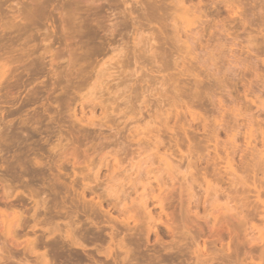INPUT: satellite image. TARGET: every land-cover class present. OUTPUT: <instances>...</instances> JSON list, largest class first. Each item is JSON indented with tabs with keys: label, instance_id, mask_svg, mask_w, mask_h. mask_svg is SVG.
Listing matches in <instances>:
<instances>
[{
	"label": "rangeland",
	"instance_id": "1",
	"mask_svg": "<svg viewBox=\"0 0 264 264\" xmlns=\"http://www.w3.org/2000/svg\"><path fill=\"white\" fill-rule=\"evenodd\" d=\"M120 1L121 0H0V66L2 64H6L7 65V68H6L7 71L6 72H8V74L4 78L0 79L1 80L0 81V177L2 179L5 177H7V178L9 177L8 179L11 180V182H10L11 188L13 189V186H15V188L17 187V189H14L13 191L12 190L11 191L14 194H16L18 197H19V195H21L20 198L22 197V199L29 201V199H28L29 189L27 190V188H29V187H27L26 189L21 188V187H23L22 185H25V182L27 184V181H25L24 178H26V177H24V175L22 174V168L20 169V165L16 161L17 157H19L17 155L20 154V157H21L24 153H26V154L28 153L29 154V155H27V156H29L28 158L32 159L41 153L40 158L46 159V160L44 159L45 160L44 162L50 161V158H51V162L53 163V161H54L53 158L57 157L55 151L52 152V150H51L52 147H54L53 149L57 150L56 151L57 154H59L58 151L62 152L61 150H63L64 154L65 153L69 154L71 152L72 153L77 152L80 155L83 154V157L85 155H88V154L91 155L92 154L94 156L98 155L97 157H99V159H100L104 155L103 153H106V152L108 153V152H110V150H112L111 148L113 146H115V143H114L115 141H117L116 143H118L119 140H120V142H123L125 139L124 136H126L125 134H128L127 129L126 130L123 129L125 125L119 126V123L121 122V120L119 119V116H117L116 119H114L112 117L111 118L112 121L110 119L111 122L109 124L114 128V130H111L109 127H104V128L90 127L87 123H85L86 120L88 121V119L90 117H92V113H91V111L89 112V110H92L93 106L97 105L96 109L94 110V112L96 111V114H95L96 117L97 116L99 117L101 115L102 110L99 106V101L98 102L97 101L92 102V101L86 99V100H84V102L82 101L83 102L82 103L80 101L81 100L80 97L82 95H85V94H83V92L80 94L79 90L81 88L83 90L91 82H93V80H95V77L97 76L98 71L96 72V70H94V69H96V67L101 68V64L103 63V61L107 60V62H108L114 58V60H112L111 63L113 62L115 64V62L117 60V58H115V57H117L118 52H115L116 53L115 54L114 51H112L113 48L117 47L118 45H121V43H123V42H127V44L126 43L125 44H126V46L127 45L129 46V49L127 50L128 56L133 54L131 51L133 50V47H134V44H133L134 34H135L137 28L141 24L143 27L146 26L145 24H143L144 20L149 22L151 25L149 26V24L146 22V24H148L147 27L149 26V29H147L145 31V33H144L145 35H143V37L144 36H146V37L150 36L151 37L152 35L150 32L156 31L155 34H157L159 32L157 35L154 34V37H153V38H156V40H155L156 43L159 42V44H160L162 40L167 41L168 40L167 38L169 37V33H171L172 30L170 28L169 29L167 28V30H169V31H167V30H166L167 32L163 31L164 26H165V25H163V23H165L166 20L169 17H171L170 15H172L175 10L172 7H170L171 9H167V4H168V6L174 7V5L171 3V0H168V2H167V0L166 1L165 0H150L152 3L156 2V5H155L156 7L162 6L161 8L163 9V10H161L160 8H158L161 11L158 14V17L157 16L155 17V15H157L156 12H158L157 8L153 4H151L150 2H147L149 0H145V1L139 0L140 2H142L144 4L137 1L139 3H137L138 5H136L133 2L129 1L130 4L131 3H133V4L131 6H129L130 5L129 4L128 6L130 8L132 7L131 11L133 9V13L135 12V14H131L130 10L126 11V9H129V8H128V6H127V8H126V6H124L125 4L123 3V0L121 2ZM163 1L167 2L166 5L164 4L165 6L161 5L163 3ZM241 1L243 2L244 0H241ZM241 1L237 7L238 12L236 13V15L233 16L232 12L230 13V11H228L224 6L219 4L218 0H195V2H193V5L196 4V6L198 8H200V10L202 11L203 14L200 12L202 15V18H201L202 21L198 20L191 27L187 28L188 33H190L189 35L190 36L192 35L194 37V39H193V37L191 36V38H192L191 43H192V41L196 42V43H194L196 45L197 42L200 40V43L197 44L196 49L193 52L195 54L198 53L197 55L200 56L199 58H201V59L205 58L203 56L206 55V58L203 60H206L209 56L212 55L213 57H215V59L213 61H211V63L213 65L216 64L217 65L216 67H218V68L221 65L222 66H221V68H219L220 70H218L219 71L218 72L216 70L217 68H215V65L213 66L211 63L207 67L206 66L204 67L203 63L199 64L197 61L193 60V58H195V56H197L194 53H192L194 56L192 55L191 57H188V58H190L189 60L191 62H193L192 65L195 67V69H194V71H196L195 73L197 74V72H199L198 75L201 77L199 79V81L204 80L203 82L200 81V83L202 82L201 85H203V86H201L199 88L198 92H200V91L202 93L204 92L205 94L203 96H205V97L207 96L208 98L207 97L205 98L206 102L203 101V102H200V104L196 103L199 105H201L203 103V105H201L200 108H204V109H199V105H197V107H196L197 109L194 108V110L196 109L195 112L197 111L198 112L197 114H199V116H200L199 120L192 122V126L194 127V129H193V127L192 128L186 127L188 129V131L190 132L189 134L193 135V140L195 138V134H197L196 137L200 135V137H197V139L195 138V140H194V142H195V144H197V146L194 144L193 140H191L190 135H188V136L190 137L191 142L188 139V137L184 136V133L182 131L181 132L183 134V137H181L182 135H180L181 132L179 131V133L177 132L176 137H178V141L180 140L179 145H180V148H182L181 150L184 153L186 152L185 155L187 156L188 146L192 145V148H193V144H194L195 145L194 148H195V147H198V145H199L197 143V141L198 142L199 141L205 142L204 135L205 136L208 135V132L207 133L204 132V129H201V128H203L204 123L211 124L214 121V118L217 116V113L219 112V111L217 112V110H216L217 113H215L216 107L219 108V106H217L216 104H214V106L212 105L213 107L211 106V104H213V102H211L210 98L212 96L209 97V94H211V95L216 94V95H214V96H216V98H215L216 102H219V100H221L222 96H224V99L227 98V99H225L226 101L222 99L224 102H226L224 104L226 106V108H225L224 113H222L221 117L219 116V118H218V121L220 122V124L222 126L224 125L223 127H226L225 125H227L228 122H230V124L232 122H234L233 119L236 120V117L233 115V113L231 111H229V113H228L227 109H229V110L235 109V111H237V110L239 111V109H240V111H239L240 115L242 113V115H241L242 117L241 116L238 117L239 123L242 124V125L240 124L241 127L239 130V136L237 135L238 138L236 137L234 139L235 141L232 143V146H231V144H229L232 141L230 142V140L227 137L228 135L226 136V134H227V133H225L226 130L225 131L221 130L224 133L219 131L218 139H217V141L214 140L213 141L214 143L213 142L210 144L207 143V139L205 142L207 145L205 143L200 142L201 144H203V145L200 144L201 146L205 145L203 149H206V146H208V144L211 145L210 146L211 149L205 150V152L207 154H208L207 151H209V156H207V157H209L208 158L209 162L212 161V160H210V157L212 159V156L213 157L215 156V152H214L215 150L213 148L216 144L215 142H219V147H220L219 153L221 156H222L221 152H223L225 154H226V151L230 150V152H231L233 148L231 149L230 147H237L238 150L242 149L241 152L238 151L239 155L238 154L236 155V157H235L236 159L234 161L235 164L232 165V167H231V165H228L225 161H223V162L221 160L218 161L222 171L223 170L225 171V176L220 179L221 180L220 183L215 180L216 177L213 174L214 171H212V173L210 172L211 170L214 169V167L212 166L213 162H211L212 164L210 163L211 166L209 165L211 168L213 167V169H211L210 167H207V165L209 164L208 161H207V163H206V161L201 162V165H200V163H198L199 165L196 166V169H195V167H194V169H192V174H191L190 170L187 169V163L188 162L183 163V161L185 160L184 158H183V160H181V157L184 154L182 155V153H180L179 148H174L177 150L176 151L174 150L175 156L172 158H173V161L177 160V161H175V162H177V164L180 165V163H181V165H182V163H183V165L182 166L180 165L181 168L176 169V170H175V165H174V164H176L175 162L173 163L174 169L171 170L168 167L165 168L164 164H160L158 162V159H157L158 157H157L156 158L157 161H155L156 163L153 165L149 162H148V164H143V163L139 164L138 159H136V162H134L135 164L129 165L128 162H126V164H123L124 166H121L119 168V170L117 169L116 172H113V174H111L112 171H110L104 165H100L98 163L99 161H97V158L94 157V160L96 159L95 160L96 162L93 161L94 166L91 164L94 171L93 170H92L93 172L92 171L91 172L90 171H84L88 174L91 173L92 178L91 177H87V178L92 179V181H94V183L91 181L92 187H91L90 183L87 184V185L90 184L89 187L91 189H87L86 194L84 195L85 199L84 198L81 199L83 196H81L80 193L83 191V189L86 185L81 180H78V182L77 181L72 182V180H70L69 178L67 179L66 177L62 176L63 179L61 177L60 181L58 180V183L60 182L59 186L56 183V185L58 187L56 186L57 191H55V192H57V193H55V192L50 193V191L48 189H46L49 186V184L50 185L53 184V182L48 183V180H47V177H48L47 175L50 174L49 173L50 172L49 171L50 166L46 162L45 168L43 167V169H45V171H46V172L43 171L44 176L42 177V175H37V176H40L38 178H36L35 176H33V177L30 176V179H32L31 183L34 185L35 189L39 188V191H42V193L46 192V190H47L46 194L47 193L49 194L48 198L50 200H52L51 201L52 205H54V202L58 203V209H57V211L56 210L55 211L59 214V217H63V215L62 216L60 215L61 213L64 214L63 211L60 209L61 204H62V206H64V204H66L68 201V198L65 199V197L70 196L69 200L70 199L73 200L75 197L74 194L76 193V195H78L77 197L80 198L79 199L76 197V200H78L79 202L82 200L79 203L78 201H76L74 199L77 203H79V205L81 204L80 206L77 204L78 207H81V211L78 210L80 212V213L78 212L79 215L81 214V216H78V219L81 222H86L85 217H86V215H89V217L95 219L96 221H98L102 225L101 228L104 227L103 228L104 231L102 229L100 230L97 228L95 230V231H98V233H100V231H103L104 233L103 232H101V233L104 234V237H103V235H101V236L97 235L98 233H94L93 230H92L93 233L91 231H90L91 233L90 232L89 233L86 232L87 234H85V232H83V233L87 236L89 234L94 235V236L91 235L92 237L89 235L90 237L88 236V238H94L95 236L96 237L100 236V237H98V240L101 238H103V240H107V238L109 236H107V234L105 235V232L108 234L111 232L110 231L111 229L107 225L108 224L107 223L108 217H109V219H111V218L116 219V218H118V217L120 218L122 216L120 213H117L118 211L115 208H113L114 207L113 205L115 204V202H114L115 200L113 201L112 198H114V197L117 198L118 195L121 196L123 194L124 189H127L125 187L130 186V187H128V189L132 190L133 187L131 188V185L135 184L134 180L136 181V179H138L140 177V175H142L143 178L140 177L141 178L140 181L136 184H147L146 182H148V183L152 182L153 184H155V183L157 184V180H161L162 184H167L166 186L168 188H166L164 186H163V188L164 189L166 188L168 191L166 193H164L165 191H164V189H162V192L164 191L163 197L165 198V201L163 203L164 212L162 214V220L160 222L162 224H164V223L165 224L162 225L159 222L158 225H157V223L155 225L153 223V225L156 226L155 229L157 230V231L155 230L156 232L154 231V233L150 232L148 229H147L148 232L146 231V229L143 232V228H146V225L143 224L146 222L142 221V216L144 217V213L143 214L141 213L142 216H141V214H137V213H140V212L136 213V210L138 211L137 206H134L132 201H130V202L127 201V204L130 205V206H128V208L129 207L136 208V210L132 209L133 211H135L133 213L130 212L131 209H129L130 214L128 213L129 215L127 214L126 218L130 219L129 222H131V224L129 225V227L130 226L133 227V228H131L132 236L130 238H132V239L134 238V240H135L134 241L131 239L132 241H134L133 243L135 245L132 244L131 241H128L127 244L129 245L128 248H129L130 252H132L133 250L136 251V253H137L136 255H138L137 263L139 260H141L139 258H142V261H145V258H146V261H147V259L149 260V258H151V259L156 258L157 261L156 260H149V261H154L155 264H156V262L158 264V261H160L159 260V258H160L161 259L160 262H162V263L159 262V264H199L203 260H199V262H198V260H196V259H198V257H199V259H202L201 256H203V254H204L203 258H205V260H207L206 262L203 261L205 264H214L213 263L214 260H211V258L214 257L212 259H215V258L217 259V257H216L217 255L219 257L220 256L222 257V259L221 258L218 259L220 261L223 260L222 264H234V263L238 264L241 262L242 258H243L242 262L245 261L244 264L245 263L246 264H248V263L249 264H264V257H263L264 253H262L264 251V240L262 241L261 244H260L259 240H258V242L256 241V243L253 241V237L257 238V239L264 238V220L261 219L257 215V213H255L256 207H254L256 204L258 205V207H261L259 201L257 200V195H258L257 190L262 189L261 191L264 194V191H263L264 186H262L264 184V182H261L262 184H260L259 181H263V179H261V180L257 181V184L253 183L254 180H252L253 179L252 178V172L246 171V169L243 168L244 166L242 167V164H244L243 163L244 161H242L241 156H240V154L241 155L249 154V149L255 145V142H261L262 137H264V133L262 135V130L264 132V119H263L264 118V111H263V109H264V90H263L264 89V86H263L264 85V82H263L264 81V74H263L264 73V70H263L264 69V50L262 49L264 47V44H263L264 43V26H263L264 25V0H253V2H251L252 0H250V1L247 0L248 3L252 5L251 6L252 10L250 8V5L249 4L247 5V3H246L247 1L243 2L245 6L242 5L243 3H241ZM39 2L41 4H39ZM160 2H162V3L160 4ZM147 3H148V5H147ZM197 3L199 5H197ZM214 3H215V5H214ZM149 5H152V6L149 7ZM158 5H161V6H158ZM189 5H190V3L188 4V6ZM143 7H146V8H144L145 11H143ZM152 7H154L155 10L154 9L152 10ZM164 8H166L168 11L169 10H171V11L165 12V13H168L169 15L168 16L165 15L162 17L161 15L165 14V13L164 14L162 13L165 10ZM249 9H250V12L248 11ZM146 10L148 12H150L152 10L150 13H153V14L156 11L154 14L155 18L153 20L154 21L156 20L159 23L161 21V23L159 24L156 21L153 22V20L149 21L150 18H146V17H149L146 14L147 13ZM172 10H173V12H172ZM124 13H126V14H124ZM141 13H143L144 15L142 14V16L140 17ZM150 15H152V14H150ZM204 15H206L205 16L206 18L204 17ZM135 18L138 20V22H141V24L138 23V26L135 25V23L137 22V20L134 21ZM162 20H164L163 23H162ZM151 22H153L154 24ZM199 22H200V24H199ZM155 23H157V24H155ZM168 23L169 24L167 26L171 27L169 25H171L172 23L171 24H170V22H168ZM203 23L204 24L206 23V24L204 25ZM152 24L155 25V27H153ZM151 27L155 30L148 32V30L152 29ZM158 27L159 28L163 27V28L160 30V29H158ZM221 29H222V31H221ZM170 30H171V32H170ZM195 30L200 35V39H199V35L197 33L195 34V32H193ZM160 32H164L165 35L168 34V37H167V35L165 36L162 34V37H164V36L166 37V39H165V37L163 39L160 35L161 34ZM200 32H202V33H200ZM217 33H219V34H217ZM226 34H227V36H226ZM195 35L196 36L198 35V41H196L197 39L195 40V37H196ZM158 37L160 38L159 41L157 40V39H159ZM204 37H206V38H204ZM223 41H225V42H223ZM254 41H256V42H254ZM253 42L255 44L254 49L252 46ZM125 44L123 43L122 46L123 45L125 46ZM161 44H163V43H161ZM164 44H166V43H164ZM168 44H169V42H168ZM261 44H262V46H261ZM207 45H209V46H207ZM212 46H213V48H212ZM221 46H223V47H221ZM225 46H227V47H225ZM206 48H207V50L204 51ZM223 48H224V50H223ZM225 48L226 49L229 48L231 50H229V49L226 50ZM210 49H212V50H210ZM236 50H238V51H236ZM129 52H130V54H129ZM205 52L207 54H204ZM216 54H217V56H216ZM105 55L108 57H106ZM183 55L187 56L185 53H183ZM207 55H209V56H207ZM226 56H227V58H226ZM130 57L133 58V55ZM238 57H241V58H238ZM110 58H111V60H110ZM132 58H131V60H132ZM188 58H187V62H189ZM232 59L238 60V62L236 63ZM129 60H130V58H129ZM215 60H217L216 63H214ZM107 62H105V63H107ZM194 62H197V63H194ZM226 62H229V63L227 64ZM234 62L236 63V65ZM96 63L98 66L96 65ZM132 63H133V60H132ZM132 63L129 65L132 66ZM241 63H242V66L239 65ZM256 63H258V64H256ZM107 64L109 65V62ZM112 64L109 67H111L112 70H114L115 69L114 67L116 65H114V64L112 65ZM243 64H245V65L243 66ZM252 64H253V66H252ZM259 64H260V66H259ZM6 65H4V66H6ZM108 65L106 67H108ZM231 65H232V68H231ZM248 65L250 68L246 69V67ZM206 68L208 71H206ZM116 69L114 71V73L116 72L115 75L114 74L112 75L113 77L110 75L111 76V78H110V76H108L109 74H106L109 78L108 77L106 78V76L102 78V80L103 79L105 80V78H106L105 83L103 82L104 80L103 81L101 80L103 84H106V82H107V83H110L108 85H111L110 81H112V86H114L115 83L119 82V80H115V77L120 75L121 73L119 72L120 70H118V69L116 70ZM129 69L130 68L127 67V69H125V70L127 72L129 71L132 73V71H130L131 69L130 70ZM134 69H135V67L132 68V70H134ZM176 69H177V71H176ZM257 69H259V70H257ZM172 70L173 71H170L169 73H165V74L168 75L172 72L170 75H173L174 79L176 78L177 74H179V77L181 78V79L179 78V80L182 82H180L178 80H176V82L178 84H179V82L182 84L183 80L186 81L187 83H183V84H185L184 85L185 89L187 88L188 91L187 90L186 91L188 93H192V90H190V89L192 88L193 84H190V82L188 81L189 78L184 77L182 74L180 76L181 70L179 68H175V69L172 68ZM200 70L202 72H200ZM178 71L180 73H178ZM211 71H212V74L210 75ZM110 72L113 73L112 71H110ZM127 72H126V76L128 77V79H130L129 75H131V74L129 72L128 73ZM216 72H218V76H217ZM253 72H255V74ZM213 73L216 74V75L214 74V77L212 76ZM240 74H241V76H240ZM140 75L141 74H139V76ZM215 76L219 78V81L217 80L218 78H216ZM259 76H260V78H259ZM123 77L124 76L122 75L121 78H123ZM186 78H187V80H185ZM177 79H178V76H177ZM241 79H243V80H241ZM191 80L195 81V79H191ZM220 80H222V81L224 80L223 83ZM101 81H99V84ZM205 81H206L207 88L212 87L211 88L212 91H210L211 89L209 88L210 92H208V89L205 88V86H206L204 84ZM215 81L220 82L221 85L218 86V82H215ZM132 82H131V84H134V82L133 83ZM181 84H179V85H181ZM183 84H182V86H183ZM259 84L260 85L263 84L262 85L263 87H261ZM253 85H254V87H253ZM220 86H222V87H220ZM226 86H227V89H226ZM159 87H160V85L157 88H159ZM214 87H216V88H214ZM99 88H101V89H99ZM97 89H99V91H101L103 88L99 87V85H97L95 92L98 93ZM201 89H203V90H201ZM219 89L221 90L220 92H219ZM255 89L260 90V91L258 92ZM222 90H224V91H222ZM255 92H256V94H255ZM106 93L107 92L104 93L105 98L108 97V94H106ZM220 93H222L223 95ZM218 97L219 98L221 97V98L219 99ZM206 99H208V100H206ZM216 99H218V100H216ZM204 102H205V104L206 103L207 104L205 105ZM232 103H234V104H232ZM87 104H88V107L91 105L90 108L87 107L88 109L85 107V106H87ZM196 104H194V106ZM202 106H204V107H202ZM205 106H207V107H205ZM207 108L208 109L213 108V109L208 110ZM205 109L207 110V112L208 111H211V112H208L209 114L207 112L205 113L204 112ZM201 110H203V111L201 112ZM259 111H260V113H259ZM237 113L238 112H236V114ZM89 114H91V115H89ZM210 115H211V118L208 119V117H210ZM205 116H207V117H205ZM232 116H234L235 118ZM101 117H103V116H101ZM223 117L224 118L227 117L226 118L227 120H225V122L223 121ZM220 118H222V119H220ZM211 119H213L212 122H210ZM228 119H230V121H228ZM130 127H132V125ZM130 127H128V128H130ZM196 128H198V130ZM191 131L194 132L195 134L191 133ZM185 137H186V140L182 139ZM122 138H123V140H122ZM228 140H229V142H228ZM220 141H222L223 143ZM111 145H113V146H111ZM173 145H174V143H173ZM228 145H230V146H228ZM55 146L59 147V148L55 149ZM108 146L109 147L111 146V147L109 149H107ZM105 147H107V148H105ZM210 147H208V148H210ZM194 148H193L194 154L196 153V154L200 155V154L205 153V152L202 153L204 151L203 149H201V150L199 149L200 150L199 151L198 148H196L197 150H195ZM226 148H228V149H226ZM239 148H241V149H239ZM185 149H186V151H185ZM50 150L56 156L50 155V154H52L50 152ZM65 150H67V151L65 152ZM244 150H246V151H244ZM162 152L166 153L165 151H162ZM245 152H247V153H245ZM206 153H205V155H207ZM26 154H25V156L24 155L23 156L27 157ZM166 154L169 155L170 153L167 152ZM60 155H62V153H60ZM248 156L249 155H247V157ZM15 157H16V160L14 159ZM222 157H225V155H223ZM203 163H204V165H203ZM177 164H176V166H177L176 168L179 167V165H177ZM30 165H32L33 168H34V166H35V168H38L35 164L31 163V164L27 165L28 169H31V168H29ZM68 165L69 164H64V166L63 165L62 166L64 168L65 167L68 168L69 167ZM27 166H25V167H27ZM53 166H54V164H53ZM85 166L86 165H83V167H85ZM130 166H133V167L135 166V169H132V167H130ZM54 167H56V166H54ZM54 167H53V169L55 170ZM142 167H143V169H142ZM206 167H207V169L205 170ZM167 168L169 171L165 170ZM197 168L200 171H197ZM202 168H204V170ZM231 168L232 169L237 168V170L239 169V174H238L239 177H245V179L249 180L250 183L248 185H243V184L242 185L241 184L240 185L239 184L234 185V184L230 183L231 180L234 179L233 178V171ZM71 169H73L72 165H70V167L66 170H68V172H69V170L71 171ZM86 169H88V167ZM120 169L121 170L129 169L130 174L132 172L131 176L134 178L133 180H131L132 183L129 182V179L131 176L128 177L127 176L128 173L125 171L123 173H120L121 172ZM155 169H157V171L162 170V173H160V175L161 174L162 175L161 176L157 175L158 176L157 177L154 174H150V175H147L148 177H146L145 174L148 171L155 170ZM82 170H84V169H82ZM174 170L175 171L178 170L179 174H178V172H176V174H175ZM201 171H203V172H201ZM81 172L84 173L83 171H81ZM118 172L120 175L118 174ZM165 172H166V174H165ZM169 172H170V174L172 172V174L170 175ZM17 173H21L22 175L20 176V174H18L16 176ZM45 173H47V174H45ZM56 173H57V169H56ZM93 173H94V175H97L99 177V178H97V181H95L96 180L95 177H97V176H93ZM200 173H202L203 175ZM54 174H55V172H54ZM121 174H124L127 176V177L125 176L127 179L125 177H123L126 179V181H125L126 185L124 184L125 186L121 185L123 183L124 179H123V181H121L122 178H120V179L118 178V175L120 177ZM130 174H128V175H130ZM4 175H8V176H4ZM91 175H88V176H91ZM112 175H114V176H112ZM144 175H145L146 179L148 178L146 181H145ZM249 175H251V176H249ZM162 176L165 178V180L163 179ZM171 176L174 180L172 178H170ZM109 177H110V182H112L111 185L109 184L110 183ZM113 177H114V179H113ZM155 177H157L158 179H156ZM204 177H206V178H204ZM21 178H23V179L21 180ZM51 179H54L53 175H52ZM111 179L114 180V183H113V181H111ZM170 179H172L173 181ZM205 179H207L210 182V184H207V182H206L207 180H205ZM56 180H57V178H56ZM56 180L54 181V183L56 182ZM194 180H197L196 183H193L195 185V189L189 190V188L193 187L192 182ZM19 181L21 183V184L19 183L20 185L17 184ZM89 181L90 180H88V182ZM105 181H106V183H105ZM165 181H166V183H165ZM73 183L76 184L75 190L79 194L75 191H72L70 188L68 189L69 191L65 188L66 185L69 187L70 184H73ZM0 184H2V183H0ZM61 184H63V186L65 185L63 190H62ZM113 184H117L118 191H114L115 193L112 192L113 193L112 195L116 194L112 197V196L107 195L106 193L108 191L107 189L112 190L111 186H113ZM189 184H191V187L189 186ZM33 185L30 184V186H33ZM43 185H45V186L43 187ZM82 185L84 187H82ZM78 186H80V187H78ZM108 186H110L111 188ZM183 186H185V188H183ZM210 186L213 187L214 189H216V188L217 189L211 191ZM258 186H259V188L257 189ZM25 187H26V185H25ZM115 187L116 186H113V188H115ZM138 187H139V194L138 195H140L143 191L142 185H140ZM207 187L209 188L208 194H206ZM79 188H81V190ZM42 189H44V190H42ZM2 190H4L3 185H0V199L3 198L2 197L3 196ZM25 190L27 192H24ZM65 190H66L67 196L64 194ZM104 190H107V191H104ZM113 190H116V188ZM191 190L195 191L194 192L195 194L193 192H190ZM255 190H256L257 194L254 193ZM14 191L15 192L17 191V192L15 193ZM62 191H64V192H62ZM70 191H72L74 194L71 193V195H68V193ZM103 191H104L105 195H103ZM129 192L131 193V191H129ZM209 192H211L210 193L211 195L209 194ZM26 193H27V196L24 197L26 195ZM93 193H95V194H93ZM188 193H189V195H188ZM72 194L74 195V197L72 196ZM131 195H132L131 200L134 199L135 196L136 197L138 196L136 194L134 195L133 193H131ZM43 196L41 194V197H43ZM188 196H190L192 198H190ZM194 196H196V197H194ZM255 197H256V199H255ZM263 199H264V196H263ZM64 200L66 201V203H64L65 202ZM190 200L192 201L191 204H189ZM72 202L74 203V201H72ZM76 202H75V204H76ZM112 202H113V204H111ZM59 203H61V204H59ZM73 203H72V205H73ZM90 203L94 204L92 206H96L98 208V209L97 208L94 209L95 207L93 208L94 211H96V212H94V213H96L95 216L91 210L89 211V209L92 208V206H90L91 208L88 207ZM98 203H99V205H98ZM197 203H198V205H197ZM243 205L248 206V207H246V206L245 207L248 210L250 209L251 211H253L255 214L253 212L249 211V213L251 212L250 216H249L248 215L249 213H247L248 210L245 207L243 208L242 207ZM152 206H153V209H152V207L150 208L152 211H154V212L156 211V212H158V214L161 213L160 210H162V207L154 206V204H152ZM164 206H166V207H164ZM228 207L232 208L234 211L228 212L229 211V210H227ZM235 207L239 208L240 211H241L240 208H242L243 210L241 212H243V213L245 212V213L242 215L239 214L241 212H238L239 210L236 209ZM4 209H5L4 206L0 204V210L5 211ZM244 209H245V211H244ZM12 211H14V213L18 214V210H12ZM55 211L52 210L51 212L55 213ZM59 211H61V212H59ZM87 211H89L90 214H88ZM51 212L47 213L49 215V217L54 216V218L57 219L58 215L57 216H56V214L51 215ZM6 213L9 215L14 214L11 211H6ZM41 213H43V212H41ZM119 214H120V216H119ZM232 214H235L236 216L232 215ZM251 214L256 215V217L255 216H254L255 218L252 217ZM41 215L43 216L44 214H41ZM82 215L85 217H83ZM154 215H157V213H154ZM243 215H246V216L248 215L249 217L245 216L246 217L245 218ZM112 216H114V217H112ZM183 216H184V219L187 220V222L185 220V222L183 223V219H182ZM59 217H58V219H59ZM80 217H83V220H81L82 218H80ZM122 217H124V216H122ZM258 217H259V219H258ZM98 218H100V220ZM217 218L220 219L221 221L224 220L223 224H221L222 222L220 220H217L218 222L215 221ZM222 218H223V220H222ZM243 218H244V221H243ZM248 218H252V219H250V221H249ZM62 219L60 218V220H62ZM102 219H103V221H102ZM143 219L144 220L147 219L146 215ZM171 219H173L174 221L177 220V222H178V220H180V222L178 224L175 221V224H173L174 221H172ZM238 220H240V222L242 221L241 222L242 224ZM252 220H254V221L252 222ZM62 221H64V219ZM163 221H165V222H163ZM166 221H167V223L171 222L172 224L171 223H169V224L173 227L172 228L169 227V229H168V227H167L168 224H166ZM219 221L221 223H219ZM225 221H227V222H225ZM181 222L184 224V226L185 225L186 226L183 227V225H181ZM243 222L246 224H243ZM87 223L88 222H86V224ZM185 223H187V224H185ZM215 223H217L216 224L217 226H215ZM239 223L241 225L240 227L235 226V225H238ZM82 226H84V225H82ZM86 226H88V225H86ZM91 227L92 226H90V224H89L88 227H83V228H85L83 230H86V228H88V230H90L89 228H91ZM129 227H128V230L130 231ZM147 227H148V224H147ZM213 227L219 229V230H217L218 233H220L219 235H217L218 233L216 234V232H213L216 230ZM93 228L94 227H92V229ZM132 229L134 230V232ZM128 230L126 228L125 231L127 232ZM47 231H48L47 228L38 229L37 234L39 233L38 234L39 236L40 235L48 236ZM140 231H142V232L140 233ZM145 231L147 233L150 232L151 235L150 234L146 235L147 233ZM126 232H123V233L126 234ZM221 233H222V235H221ZM58 234L59 233L55 234V236L58 237L57 236ZM131 234L129 232L128 234L125 235L126 241L129 240V236ZM127 235H129V236H127ZM59 236H60V234H59ZM183 236H186L185 241H186V239H188L186 242L189 244V246L191 244L190 248H192L194 250L197 247V250L195 249L196 254H193L195 250L193 251V253L190 252L191 254L190 253L188 254L189 250L187 248L185 250V246L183 245L184 242H181L177 246V244H178L177 242L183 240L182 239ZM30 237L34 238V236H30ZM119 237L121 238L124 236H122V234H121ZM198 237L200 238L201 242L198 240ZM191 238H194V239L192 240ZM215 239L217 241H214ZM103 240L102 241L100 240V241L104 242L103 245L105 246L104 248H106V249L103 248L102 243H101L102 248H99L100 243L97 242V243H99V246H97L98 249H102L103 251H105V250L107 251L110 248H114V245H112L110 243L111 241H109L110 239L108 240L109 242L108 241L105 242ZM191 240H192V242H191ZM196 240H198L199 243H201L202 245L199 243H198L199 245L194 244V243H197ZM221 240H222V242H221ZM88 241L90 242L91 240H88ZM194 241H196V242H194ZM249 241H250V245L248 243ZM91 242L89 244V248L97 249L96 245H98V244H96V241H94L93 243H91ZM88 243L86 244L84 242L83 245H88ZM109 243L111 244V246H109ZM204 243H206V244H204ZM254 243H255V247L251 249V247L254 246ZM257 243H259V247L263 248V250L258 248ZM203 244L205 247L203 246ZM195 245H196V247H195ZM200 245L202 248L204 247V249H205L203 252H201V253H203L202 255H199L200 252L198 251V250H200V248H199ZM89 248H88V251L91 253L93 251V249L89 250ZM132 248H134V249L131 250ZM169 248H172V249H169ZM202 248H201V250H202ZM42 249H41L42 253L43 252L47 253L46 252L47 249H44V248H42ZM166 249L167 250L169 249V250L167 251ZM192 249H191V251H192ZM251 250H253V251H251ZM140 251L142 252V254H144L143 256H141L142 254L140 255V253H141ZM197 251L199 253L198 255H197ZM254 251H256V252H254ZM93 252L95 253L96 251H93ZM251 252H253V255ZM39 253H40V250H39ZM248 253H249V255H247ZM5 254L7 255L8 253L6 252ZM134 254L135 253H133L132 255H134ZM261 254H263V255H261ZM194 255H195V257H194ZM234 255L236 256V258ZM158 256H159V258H157ZM223 256H224V259H223ZM238 256L241 258H239ZM132 257H131V259H133ZM134 257H136V256H134ZM230 257L232 259L231 263H230V259H229ZM245 257H246V259H245ZM254 257H255V259H254ZM237 258H239L238 260H240V261H237L238 263L235 262L237 260ZM134 259H136V258H134ZM216 259H215V261H216ZM103 261H105V260H103ZM149 261H147L149 264L150 263L154 264V262H149ZM57 262L55 264H60L59 263L60 260ZM134 262L136 263V260ZM203 262H201V263H203ZM86 263H87V261H86ZM107 263H110V261H107ZM135 263H132V264H135ZM139 263L141 264L144 262L139 261ZM11 264H16V263H11ZM89 264H90V262H89ZM216 264H220V263L217 262ZM241 264H243V263H241Z\"/></svg>",
	"mask_w": 264,
	"mask_h": 264
},
{
	"label": "bare ground",
	"instance_id": "2",
	"mask_svg": "<svg viewBox=\"0 0 264 264\" xmlns=\"http://www.w3.org/2000/svg\"><path fill=\"white\" fill-rule=\"evenodd\" d=\"M122 1V0H121ZM120 1V2H121ZM129 1H131V2H133L134 4H136V5H138L137 3H139L140 1L139 0H123V3L125 4L124 6H126V8H127V6L130 4V2ZM137 1H139V2H137ZM143 1V0H142ZM145 1V0H144ZM166 1V0H165ZM240 1L241 0H218V2H219V4H221L222 6H224L228 11H230V13L232 12V14H233V16L234 15H236V13L238 12L237 10H238V5L240 4ZM244 1H247V0H244ZM243 1V2H244ZM250 1V0H249ZM147 2H150L151 4H153L154 6L156 5V2H154V3H152L150 0L149 1H147ZM167 2H168V0H167ZM167 2H164L163 1V3L162 2H160V4L161 5H166V3ZM193 2H195V0L193 1V0H171V3L174 5V7L173 6H168V4H167V9H171L170 7H172V8H174V13L172 14V15H170L171 17H169L167 20H166V22L165 23H163V21L164 20H162V23H163V25H165L164 26V29H163V31H165V32H167V31H169V30H167V28L169 29H171L172 30V32H171V30H170V32L171 33H169V37H168V34H166L167 35V41L169 42V44H168V42L166 41V40H162L161 41V43H166V44H159V42L158 43H156V38H153L154 37V34L156 33V31L154 32V31H152V30H155V29H153L152 27V29L151 30H148V32H150V31H152V32H150L151 33V37L149 38V37H146V36H144L143 37V35H145L144 33H145V31L147 30V29H149V26L151 25L149 22H147V21H145L144 20V23L143 24H145L146 26L145 27H143L142 26V24H141V22H138V20L135 18L134 19V21L135 20H137V24L135 23V25H137L138 26V23L139 24H141L138 28H137V30H136V32H135V34H134V39H133V44H134V47H133V50L131 51L133 54V58L132 57H130V56H132V55H129L128 56V52H127V50L129 49V46L127 45L126 46V44H127V42H123L124 44H125V46L123 45L122 46V44L123 43H121V45H118L117 47H115V48H113V50L112 51H114V53L115 52H118L117 53V57H115V58H117V60H116V62H115V64L114 65H116L114 68L116 69H118V70H120L119 72L121 73L120 75H118V76H116L115 77V80H119V82L118 83H115L114 84V86H112V81H110L111 82V85H108V84H110V83H107L106 82V84H103L102 83V81L104 80H102V78L103 77H105L106 76V78L108 77V76H112L113 74L115 75V73H114V71H115V69L114 70H112V68L111 67H109L112 63H111V61L112 60H114V58L111 60V58H110V60L111 61H108L109 62V65L107 64L108 62H107V60L106 61H103V63L101 64V68H97L96 67V69H94V70H96V72L98 71V74H97V76L95 77V80H93V82H91L87 87H85L83 90H82V88L79 90L80 91V94L83 92V94H85V95H82L80 98H81V102L83 101L84 102V100H90V101H92V102H95V101H99V106H100V108H101V110H102V112H101V115L97 118L96 117V111L94 112V110L96 109V107H97V105L96 106H93V109L92 110H89V112L91 111V113H92V117H90L89 119H88V121L86 120V122L85 123H87L90 127H100V128H104V127H109L111 130H114V128L109 124L111 121H112V117L114 118V119H116V117L117 116H119V119L121 120V122L119 123V126L120 125H125L124 126V130H126L127 129V131H128V134H125L126 136H124V141L123 142H120V140H119V142L118 143H116L117 141H115L114 143H115V146H113V145H111V146H113L111 149L112 150H110V152H106V153H103L104 155L99 159V157H97V156H94V155H85L84 157H83V154H79V153H77V152H71V153H65L64 154V152H63V150H61L62 152H60V151H58V153L59 154H57V150H54L53 148L54 147H52V152L53 151H55V153H56V155H57V157H52L53 159H54V161H53V163L51 162V158H50V161H46L47 162V164H49V175H47L48 177H47V180H48V183H51V182H53V184H49V186L46 188V189H48L49 191H50V193H53V192H55V191H57L56 189H57V187L59 186V183H58V180L60 181V178L63 176V177H66L67 179L69 178L70 180H72V182H78V180H81L84 184H86L85 185V187L82 185V187H84V189H83V191L80 193V195L81 196H83L81 199H83L84 198V195L86 194V190L87 189H91L89 186H90V184H91V181H92V179H90V178H87V177H91L92 178V175H91V171L93 170V168H92V165H93V161H95L94 160V157L95 158H97V161H99L98 163L100 164V165H104L105 167H107L110 171H112V173L111 174H113V172H116L117 171V169L119 170V168L121 167V166H124L123 164H126V162H128V164L129 165H133V164H135L134 162H136V159H138V163L139 164H148V162L149 163H151L152 165L153 164H155L156 162L155 161H157V159H158V162L160 163V164H164V166H165V168L166 167H168V168H170L171 170H173L174 169V165H175V170L176 169H180L181 167H180V165H181V163H180V165L179 164H177V162H175V161H177V160H175V161H173V158L172 157H174L175 156V151L177 150V149H174V148H179L180 149V153H182V157H181V160H183V158L186 160H184L183 161V163H185V162H188L187 163V169L188 170H190V173L192 174V169H194V167H195V169H196V166H198L199 164L198 163H200V165H201V162H203V161H206V163H207V161H208V165H207V167H210L211 165H210V163L211 162H213V164H212V166L214 167V169H213V167L211 168V169H213V170H211L210 172L212 173V171H214L213 172V174H214V176L216 177V181H218L219 183H220V179L221 178H223L224 176H225V171L223 170L222 171V169L220 168V164H219V162L218 161H225L228 165H231V167H232V165H234L235 163H234V161H235V157H236V155L238 154L239 155V153H238V151H242V149L241 148H239V149H241V150H238L237 149V147H230L231 149H232V151L230 152V150L229 151H226V154L225 153H223V152H221L222 153V156L223 155H225V157H222L221 155H220V153H219V142H215L216 144H215V146L213 147L214 148V152H215V156L213 157L212 156V159H211V157H210V160H212L211 162H209V160H208V158L209 157H207V156H209V151H207L208 152V154L205 152V150L207 149H211V145H209L210 143H212L214 140L215 141H217V139H218V136H219V131H221V130H226V132L225 133H227L226 134V136L228 137V139L230 140V142L231 143H229V144H231V146H232V143L235 141L234 139L237 137V135L239 136V130H240V127H241V123H239V118L238 117H240L241 115H242V113H241V115H240V113H239V111H240V109H239V111L237 110V111H235V109L234 110H229V109H227L228 110V113H229V111H231L232 113H233V115L236 117V120L235 119H233L234 120V122H232L231 124H230V122H228V126L227 125H225L226 127H223L221 124H220V122L218 121V118H219V116L221 117V115H222V113H224V111H225V108H226V106L224 105L226 102H224L223 100H225V99H227V98H225L224 99V96H222L223 94L222 93H220V94H222L221 96H222V98H221V100H219V102H216L215 101V98H216V96H214V95H216V94H209V97L210 96H212L210 99H211V102H213V104H211V106L213 105L214 106V104H216L217 106H219V108L218 107H216V109H215V113H217L218 111V113H217V116L214 118V121H213V119H211V121L210 122H212L211 124H208V123H204L203 124V128H201V129H204V132H208V135H204V137H205V142H206V139H207V143H209L208 144V146H206V149H203L204 148V146H201V145H203V144H201V143H205V142H201V141H197V143L200 145H198V147H195L194 148V146L196 145L197 146V144H195V142H194V140H195V138L197 139V137H200V135L199 136H197L196 137V135L197 134H195L194 132H192L191 131V133H193V134H195V138H194V140H193V135H191V134H189L190 132L188 131V129L186 128V127H188V128H192L193 126H192V122H195V121H197V120H199V114H197L198 112L196 111L195 112V110L197 109L196 107H197V105H199L200 104V102H203V101H205V98L207 97H205V96H203L205 93L203 92H198V90H199V88L201 87V86H203V85H201L202 84V82L204 81V80H200V81H202L201 83H200V81H199V79L201 78L199 75H198V73L199 72H197V74L195 73L196 71H194V69H195V67L192 65L193 64V62H191L189 59L190 58H188V57H191L193 54L192 53H194L193 51L196 49V46H197V44L198 43H200V40L198 41V33L196 32V30L195 31H193V32H195V34L197 33L198 35L195 37V40L196 41H198L197 42V44L195 45L194 43H196V42H193L192 41V43H191V40H192V38H191V36L189 35L190 33H188V30H187V28L188 27H191L193 24H195L198 20H200V21H202V15H201V13H202V11L200 10V8H198L197 6H196V4L195 5H193ZM242 1H241V3H243ZM251 2H253V0L251 1ZM122 3V4H123ZM133 3H131L129 6H131ZM140 3H142V2H140ZM190 3V5L188 6V4ZM192 3V4H191ZM205 3V2H204ZM247 3V5L249 4L248 3V1L246 2ZM39 4H41L40 2H39ZM142 4H144V3H142ZM141 4V5H142ZM212 4V3H211ZM120 5V4H119ZM147 5H148V3H147ZM161 5H158V6H161ZM164 5V6H165ZM170 5V4H169ZM197 5H199L198 3H197ZM214 5H215V3H214ZM243 6H245L244 5V3L242 4ZM250 5V8H251V4H249ZM128 6V8L129 9H126V11L127 10H130V13L131 14H135V12L133 13V9H132V11H131V8ZM152 5H149V7H151ZM241 6V5H240ZM142 7V6H141ZM148 7V6H147ZM156 7V6H155ZM162 7V6H161ZM161 7H156L157 8V11L158 12H156V14L157 15H155V17L157 16L158 17V14L160 13V11L161 10H163ZM169 7V8H168ZM213 7V6H212ZM216 7V6H215ZM144 8H146V7H143V11H145L144 10ZM158 8H160L161 10H159ZM207 8V7H206ZM240 8V7H239ZM154 9V7H152V10ZM165 10H164V12H162L163 14L165 13V12H170L171 10H167L166 8H164ZM208 9V8H207ZM151 10V11H152ZM155 10V9H154ZM167 10V11H166ZM251 10H252V8H251ZM150 11V10H149ZM150 11V12H151ZM249 12H250V9L248 10ZM146 14L149 16V17H146V18H150V20L149 21H152L155 17H154V14H155V12H154V14L153 13H150V12H148L147 10H146ZM172 12H173V10H172ZM201 12V13H200ZM205 12V11H204ZM216 12V11H215ZM214 12V13H215ZM144 13V12H143ZM143 13H141L140 14V17L142 16V14ZM152 14V15H150V14ZM206 13V12H205ZM245 13V12H244ZM124 14H126V13H124ZM203 14V13H202ZM231 14V15H232ZM240 14V13H239ZM247 14V13H246ZM33 15V14H32ZM144 15V14H143ZM165 15H169L168 13H165L164 15H161L162 17L163 16H165ZM215 15V14H214ZM206 15H204V17H205ZM208 16V15H207ZM213 16V15H212ZM160 17V16H159ZM203 17V18H204ZM215 17V16H214ZM145 18V17H144ZM206 18V17H205ZM217 18V17H216ZM208 20V19H207ZM246 20V19H245ZM156 21V20H155ZM154 20H153V22H155ZM170 22V24L171 25H169V26H171V27H168L167 25L169 24L168 22ZM243 21V20H242ZM248 21V20H247ZM146 22L149 24V26L147 27V25L148 24H146ZM153 22H151V23H153ZM157 23H159L158 21H156ZM204 22V21H203ZM246 22V21H245ZM157 23H155V24H157ZM160 23H161V21H160ZM159 23V24H160ZM220 23V22H219ZM248 23V22H247ZM154 24V23H153ZM152 24V25H153ZM199 24H200V22H199ZM204 24V23H203ZM206 24V23H205ZM204 24V25H205ZM186 25V26H185ZM245 25V24H244ZM212 26V25H211ZM224 26V25H223ZM264 26V25H263ZM136 27V26H135ZM153 27H155V25H153ZM202 27V26H201ZM146 28V29H145ZM163 28V27H162ZM162 28H159L158 27V29H162ZM220 28V27H219ZM136 29V28H135ZM167 30V31H166ZM214 30V29H213ZM216 30V29H215ZM198 31V30H197ZM201 31V30H200ZM217 31V30H216ZM221 31H222V29H221ZM134 33V32H133ZM132 33V34H133ZM159 33V32H158ZM157 33V34H158ZM161 34V37H162V34L163 35H165L164 34V32H160ZM200 33H202V32H200ZM216 33V32H215ZM226 33V32H225ZM157 34H155V35H157ZM193 34V33H192ZM204 34V33H203ZM202 34V35H203ZM217 34H219V33H217ZM165 35V36H166ZM223 35V34H222ZM164 36V37H165ZM218 36V35H217ZM226 36H227V34H226ZM157 37V36H156ZM164 37H162L163 39H164ZM193 37V36H192ZM221 37V36H220ZM131 38V37H130ZM159 38V37H158ZM161 38V39H162ZM203 38V37H202ZM201 38V39H202ZM204 38H206V37H204ZM222 38V37H221ZM165 39H166V37H165ZM193 39H194V37H193ZM199 39H200V35H199ZM231 39V38H230ZM131 40V39H130ZM158 41L160 40V38L159 39H157ZM204 40V39H203ZM227 40V39H226ZM234 40V39H233ZM132 41V40H131ZM165 41V42H164ZM251 41V40H250ZM203 42V41H202ZM223 42H225V41H223ZM254 42H256V41H254ZM254 42L252 43V46H253V49L255 48V44H254ZM130 43V42H129ZM210 43V42H209ZM131 44V43H130ZM258 44V43H257ZM264 44V43H263ZM204 45V44H203ZM206 45V44H205ZM222 45V44H221ZM225 45V44H224ZM223 45V46H224ZM235 45V44H234ZM207 46H209V45H207ZM223 46H221V47H223ZM258 46V45H257ZM261 46H262V44H261ZM260 46V47H261ZM225 47H227V46H225ZM204 48V47H203ZM212 48H213V46H212ZM220 48V47H219ZM226 49V48H225ZM227 49H229V48H227ZM226 49V50H227ZM252 49V50H253ZM263 50H264V47L262 48ZM207 50V48L204 50V51H206ZM210 50H212V49H210ZM214 50V49H213ZM223 50H224V48H223ZM229 50H231V49H229ZM243 50V49H242ZM262 50V51H263ZM201 51V50H200ZM236 51H238V50H236ZM211 52V51H210ZM214 52V51H213ZM243 52V51H242ZM183 53H185L187 56H184L183 55ZM218 53V52H217ZM222 53V52H221ZM226 53V52H225ZM238 53V52H237ZM116 54V53H115ZM129 54H130V52H129ZM195 54V53H194ZM198 54V53H197ZM197 54H195V55H197ZM204 54H207L206 52L204 53ZM108 55V54H107ZM214 55V54H213ZM226 55V54H225ZM106 56V55H105ZM194 56V55H193ZM207 56H209V55H207ZM212 56V55H211ZM211 56H209L206 60H203V59H205L206 58V55L205 56H203V57H205V58H203V59H201V58H199L200 56H195V58H193V60H195V61H197L199 64H201V63H203V65H204V67L206 66H208L210 63H211V61H213L214 59H215V57H211ZM216 56H217V54H216ZM228 56V55H227ZM227 56H226V58H227ZM250 56V55H249ZM106 57H108V56H106ZM202 57V56H201ZM223 57V56H222ZM237 57V56H236ZM129 58H130V60H129ZM131 58H132V60H133V63H132V60H131ZM187 58H188V60H189V62H187ZM238 58H241V57H238ZM219 59V58H218ZM229 59V58H228ZM203 60V61H202ZM226 60V59H225ZM233 60V59H232ZM244 60V59H243ZM247 60V59H246ZM131 61V62H130ZM216 61L217 60H215V62L214 63H216ZM229 61V60H228ZM233 61H235L236 63L238 62V60H233ZM105 62H107V63H105ZM197 62H194V63H197ZM224 62V61H223ZM230 62V61H229ZM229 62H226L227 64L229 63ZM234 62V63H235ZM241 62V61H240ZM132 63V66L131 65H129V64H131ZM233 63V62H232ZM236 63H235V65H236ZM112 64V65H113ZM198 64V65H199ZM212 64V63H211ZM256 64H258V63H256ZM4 65H6V64H2L1 66H0V79H2V78H4L7 74H8V72H6L7 70H6V68H7V65L6 66H4ZM96 65H97V63H96ZM108 65V67H106ZM134 65V66H133ZM213 65V64H212ZM215 65V68H217L216 70L218 71V70H220L219 68H221V66L218 68V67H216L217 65L216 64H214ZM213 65V66H214ZM219 65V64H218ZM226 65V64H225ZM238 65V64H237ZM239 65H241L242 66V63L241 64H239ZM245 64H243V66H244ZM255 65V64H254ZM98 66V65H97ZM224 66V65H223ZM252 66H253V64H252ZM259 66H260V64H259ZM127 67H129L130 69V71H132V73L131 72H129L131 75H129V77H130V79H128V77L126 76V70L125 69H127ZM134 68L135 67V69L134 70H132V68ZM229 67V66H228ZM238 67V66H237ZM172 68H179L180 70V72L178 71V73H180V76H181V74L184 76V77H187V78H191V79H195V81L194 80H189L188 79V81L190 82V84H193V86H192V88L190 89V90H192V93H188L187 91V88L185 89V84H183V83H187L186 81H184L183 79V86H182V84L180 83V82H182V81H180L179 80V74H177V76H178V79H177V76H176V78L174 79L173 78V75H170V74H165V73H169L170 71H173L172 70ZM203 68V67H202ZM231 68H232V65H231ZM239 68V67H238ZM244 68V67H243ZM247 68H250L249 67V65L246 67V69ZM259 68V67H258ZM116 69V70H117ZM201 69V68H200ZM229 69V68H228ZM199 70V69H198ZM233 70V69H232ZM245 70V69H244ZM251 70V69H250ZM249 70V71H250ZM257 70H259V69H257ZM264 70V69H263ZM110 71H112L113 73H111ZM176 71H177V69H176ZM206 71H208L207 70V68H206ZM210 71V70H209ZM229 71V70H228ZM236 71V70H235ZM242 71V70H241ZM253 71V70H252ZM127 72V73H128ZM164 72V73H163ZM200 72H202L201 70H200ZM219 72V71H218ZM218 72H216V74H217V76H218ZM237 72V71H236ZM261 72V71H260ZM174 73V72H173ZM209 73V72H208ZM222 73V72H221ZM220 73V74H221ZM254 74H255V72H253ZM106 74H109L108 76L106 75ZM139 74H141L140 76H139ZM176 74V73H175ZM201 74V73H200ZM203 74V73H202ZM212 74V71H211V73H210V75ZM214 74L215 73H213V77H214ZM215 74V75H216ZM232 74V73H231ZM264 74V73H263ZM124 76L123 78H121V76ZM207 75V74H206ZM224 75V74H223ZM111 76H110V78H111ZM182 76V77H183ZM240 76H241V74H240ZM248 76V75H247ZM246 76V77H247ZM256 76V75H255ZM113 77V76H112ZM183 77V78H184ZM210 77V76H209ZM216 77V76H215ZM227 77V76H226ZM106 78H105V80L103 81L104 83H105V81H106ZM109 78V77H108ZM134 78V79H133ZM136 78V79H135ZM187 78L185 79V80H187ZM206 78V77H205ZM216 78H218V77H216ZM244 78V77H243ZM259 78H260V76H259ZM133 79V80H132ZM181 79V78H180ZM213 79V78H212ZM215 79V78H214ZM227 79V78H226ZM92 80V79H91ZM102 80V81H101ZM136 82H135V81ZM176 80H178V81H180L179 82V84H181V85H179L177 82H176ZM207 80V79H206ZM218 81H219V78L217 79ZM240 80V79H239ZM241 80H243V79H241ZM1 81V80H0ZM99 81H101L100 82V84H99ZM134 82V84H131V82ZM211 81V80H210ZM213 81V80H212ZM218 81H215V82H218ZM222 83H223V81L222 80H220ZM238 81V80H237ZM245 81V80H244ZM249 81V80H248ZM253 81V80H252ZM132 82V83H133ZM192 82V83H191ZM194 82V83H193ZM208 82V81H207ZM251 82V81H250ZM264 82V81H263ZM212 83V82H211ZM210 83V84H211ZM220 82H218V86L219 85H221V83L219 84ZM254 83V82H253ZM252 83V84H253ZM257 83V82H256ZM261 83V82H260ZM189 84V83H188ZM187 84V85H188ZM204 84L206 85V81L204 82ZM97 85H99V87H102L103 89L101 90V91H99V89H101V88H99V89H97L98 90V93L97 92H95V90H96V87H97ZM104 85V86H103ZM160 85V87L159 88H157L158 86ZM209 85V84H208ZM248 85V84H247ZM246 85V86H247ZM260 85V84H259ZM258 85V86H259ZM263 85V84H262ZM262 85H260L261 87H263ZM213 86V85H212ZM216 86V85H215ZM209 87V86H208ZM220 87H222V86H220ZM253 87H254V85H253ZM203 88V87H202ZM205 88H207V85L205 86ZM204 88V89H205ZM210 88V87H209ZM209 88H207L208 89V92H210V91H212V87L210 88L211 90L209 91ZM214 88H216V87H214ZM249 88V87H248ZM223 89V88H222ZM226 89H227V86H226ZM254 89V88H253ZM261 89V88H260ZM104 90V91H103ZM187 90V91H186ZM201 90H203V89H201ZM255 90H257V89H255ZM264 90V89H263ZM78 91V92H79ZM86 91V92H85ZM221 90L219 89V92H220ZM222 91H224V90H222ZM258 92L260 91V90H257ZM105 92H107L106 94H108V97L107 98H105ZM219 94V95H220ZM252 94V93H251ZM255 94H256V92H255ZM226 97V96H225ZM208 98V97H207ZM219 98V97H218ZM219 98V99H220ZM223 99V100H222ZM206 100H208V99H206ZM216 100H218V99H216ZM226 101V100H225ZM230 101V100H229ZM233 101V100H232ZM82 102V103H83ZM206 102V101H205ZM205 102H204V104H205ZM228 102V101H227ZM196 103H199V104H196ZM210 103V102H209ZM230 103V102H229ZM237 103V102H236ZM89 104V103H88ZM88 104H87V106H85L86 108L88 107ZM94 104V103H93ZM92 104V105H93ZM98 104V103H97ZM194 104H196L195 106H194ZM207 104V103H206ZM205 104V105H206ZM232 104H234V103H232ZM201 105H203V103L201 104ZM201 105H199V109H204V108H200L201 107ZM228 105V104H227ZM261 105V104H260ZM209 106V105H208ZM212 106V107H213ZM84 107V108H85ZM91 107V105L88 107V108H90ZM202 107H204V106H202ZM205 107H207V106H205ZM210 107V106H209ZM234 107V106H233ZM87 108V109H88ZM194 108H196L195 110H194ZM83 109V108H82ZM208 109V108H207ZM210 109V108H209ZM208 109V110H209ZM211 109H213V108H211ZM210 109V110H211ZM260 109V108H259ZM86 110V109H85ZM84 110V111H85ZM216 110H217V112H216ZM100 111V110H99ZM200 111V110H199ZM203 110H201V112H202ZM262 111V110H261ZM263 111H264V109H263ZM98 112V111H97ZM200 112V113H201ZM205 113L207 112V110L205 109V111H204ZM208 112H211V111H208ZM207 112V113H208ZM227 112V111H226ZM236 112H238L237 114H236ZM214 113V112H213ZM212 113V114H213ZM259 113H260V111H259ZM209 114V113H208ZM89 115H91V114H89ZM114 115V116H113ZM205 115V114H204ZM203 115V116H204ZM215 115V114H214ZM101 116H103V117H101ZM234 116H232V117H234ZM258 116V115H257ZM205 117H207V116H205ZM213 117V116H212ZM234 117V118H235ZM242 117V116H241ZM259 117V116H258ZM261 117V116H260ZM209 118H211V115H210V117H208V119ZM227 117H223V121L225 122V120H227L226 119ZM110 119H111V121H110ZM202 119V118H201ZM220 119H222V118H220ZM219 119V120H220ZM260 119V118H259ZM264 119V118H263ZM207 120V119H206ZM228 121H230V119H228ZM252 121V120H251ZM209 122V121H208ZM132 125V127H130L131 125ZM173 124V125H172ZM226 124V123H225ZM241 124V125H240ZM259 124V123H258ZM263 124V123H262ZM128 127H130V128H128ZM118 128V127H117ZM193 129H194V127H193ZM197 130H198V128H196ZM262 130V129H261ZM179 131L181 132H183L184 133V136H186V137H188V139L190 140V137L188 136V135H190L191 136V140H193V142H194V144H193V148L195 149V150H197L196 148H198V150L200 149H203L202 151V153H206L207 155H205V153L204 154H200V155H198V154H194V152H193V148H192V145L191 146H188V149H187V156L185 155V153L181 150L182 148H180V145H179V141H178V137H176L177 136V132L179 133ZM203 131V130H202ZM182 132L180 133V135H182L181 137H183V134H182ZM221 132H223V131H221ZM224 133V132H223ZM263 130H262V135H263ZM120 134V133H119ZM203 135V134H202ZM186 137L185 138H182V139H185L186 140ZM220 138V137H219ZM238 138V137H237ZM122 140H123V138H122ZM191 140H190V142H191ZM229 140H228V142H229ZM187 142V141H186ZM185 142V143H186ZM201 142V143H200ZM220 142H222V141H220ZM173 143H174V145H173ZM214 143V142H213ZM223 143V142H222ZM192 144V143H191ZM206 144V143H205ZM221 144V143H220ZM235 144V143H234ZM207 145V144H206ZM223 145V144H222ZM59 146V145H58ZM110 146V147H111ZM184 146V145H183ZM225 146V145H224ZM228 146H230V145H228ZM236 146V145H235ZM109 146H108V148L107 147H105V148H107V149H109L110 148ZM115 147V148H114ZM208 147H210V148H208ZM59 147H56L55 146V149H58ZM114 148V149H113ZM226 149H228V148H226ZM51 150H50V152H51ZM105 150V149H104ZM175 150V151H174ZM199 150V151H200ZM247 150V149H246ZM246 150H244V151H246ZM67 150H65V152H66ZM162 151H165L166 153L167 152H169L170 154L169 155H167L166 153H163ZM185 151H186V149H185ZM224 151V150H223ZM43 152V151H42ZM51 152V153H52ZM105 152V151H104ZM213 152V151H212ZM60 153H62V155H60ZM211 153V152H210ZM245 153H247V152H245ZM25 154L26 153H24L23 155L25 156ZM38 154V153H37ZM36 154V155H37ZM243 154V153H242ZM21 156L20 157V154L19 155H17V156H19V157H17V160H16V157L14 158L17 162H18V164L20 165V169L22 168V174L24 175V177H26V178H24L25 179V181H27V184H26V182H25V185H26V187H25V185H22L23 187H21V188H27V187H29V188H27V190L29 189V195H28V199H29V201L28 200H25V199H22V197L20 198V196L21 195H19V197L16 195V194H14L12 191L14 190V189H17V187L15 188V186H13V189L11 188V180H9L7 177H5V178H1L0 177V183H2V184H0V185H3V189L4 190H2V192H3V198L2 199H0V204L1 205H3L4 206V210L5 211H2V210H0V264H11V263H16V264H55L57 261H59L60 260V264H89V262H90V264H132V263H135L134 261L136 260V263L135 264H140L139 263V261H141V262H144V263H141V264H149L147 261H149V260H156L157 261V259L155 258H153V259H151V258H149V260L147 259V261H146V258H145V261H142V258H139V259H141V260H139L138 261V263H137V258H138V255H136L137 253H136V251L135 250H133L134 248H132L131 250H133L132 252L133 253H135L134 255H132L133 253L132 252H130V250H129V248H128V241H131V243L132 244H134L133 242L135 241L134 240V238L132 239V238H130L131 236H132V234H131V228H133V227H129V225L131 224V222H129L130 221V219L129 218H126V216H127V214L129 213L130 214V212H135V211H133L134 209L136 210V208H131V207H129L128 208V206H130V205H128L127 204V201H132V203L134 204V206H137V209H138V211L136 210V213L137 212H140V213H137V214H143L144 213V217H145V215H146V217H147V221L146 220H144L143 218V216H142V214H141V216H142V221L144 222H146V223H143L144 225H146V228H143V232H144V230L146 229V231H147V229L150 231V232H153L154 233V231L156 230L155 229V225H156V223H157V225H158V223L162 220V214H163V212H164V210H163V203H164V201H165V198L163 197L164 195H163V192L164 193H166L168 190L166 189V188H168L166 185L167 184H162V181L161 180H157V184L155 183V184H153L152 182H146L147 184H136V183H138L139 181H140V177H142V175H140V177L138 178V179H136V181L134 180V182H135V184H132L131 185V188H132V190H130V189H128V187H130V186H128V187H125V188H127V189H124V191H123V194L121 195V196H119L118 195V197L117 198H112V200L115 202V204L113 205L114 207L113 208H115L118 212L117 213H120L122 216H124V217H118V218H116V219H113V218H111V219H109V217H108V227L111 229L110 231V233L108 234V233H106L105 232V235L107 234V236H109L108 238L110 239H108L107 238V240H103V238H101V239H99L98 240V237H100L101 235H103V237H104V234H102L101 232H103L104 230H103V228H101V224L98 222V221H96L95 219H93V218H91V217H89V215H86V217L85 216H83V217H85L86 218V222H88L87 224H86V222H81L79 219H78V216H81V214L79 215V211L78 210H80L81 211V207H78L77 206V204L79 205V203L82 201H78V200H76V197L78 196V195H76V193L74 194L72 191H75V192H77L76 190H75V186H76V184H70V186L68 187L67 185L65 186V188L68 190L69 188L72 190V191H70L69 193H68V195H71V193H73L74 195H75V197H74V195L72 194V196L74 197V199L76 200V201H78L79 203H77L74 199L72 200V199H70L69 200V198H70V196L69 197H65V199L66 198H68V201H67V203H66V201L64 202V203H66V204H64V206H62V204L61 203H59V204H61V207H60V209L63 211V213L64 214H60L61 216L63 215V217H59V214L56 212L57 211V209H58V203H55L54 202V205H52V203H51V201L52 200H50L49 198H48V196H49V194L47 193L46 194V192H47V190H46V192H43L42 193V191H39V188L38 189H35L34 188V185L31 183L32 182V179H30V176H35L36 178H38V177H40V176H37V175H42V177L44 176L43 174V171H45V169H43V167L45 168V166H46V162H44L45 160L43 159V158H40L41 157V153L39 154V155H37V156H35L34 158H32V159H29L28 157L29 156H27V155H29L28 153L26 154V156L27 157H24V156ZM47 155V154H46ZM50 155H54V156H56L55 154H50ZM247 155H249L248 157H247ZM245 154V155H241L240 154V156H241V159H242V161H244L243 163L244 164H242V167L244 168V169H246V171H250V172H252V180H254L253 181V183L254 184H257V181L258 180H261V179H263V181H259L260 182V184H262L261 182H264V137H262V139H261V142H255V145L253 146V147H251L250 149H249V154ZM31 157V156H30ZM51 157V156H50ZM158 157V158H157ZM48 158V157H47ZM157 158V159H156ZM176 158V157H175ZM7 159V158H6ZM56 159V160H55ZM84 159V160H83ZM99 159V160H98ZM177 159V158H176ZM179 159V158H178ZM207 159V160H206ZM16 162V163H17ZM96 162V161H95ZM176 163L177 165H179V167L178 168H176L177 166H176V164H174L173 165V163ZM35 164L38 168H35V166H34V168H33V166L32 165H30V167L29 168H31V169H28V166L27 165H29V164ZM52 163V164H51ZM183 163H182V165H183ZM205 163V162H204ZM204 163H203V165H204ZM53 164H54V166H56V167H54L53 166ZM61 164V165H60ZM64 164H69L68 166L70 167V165H72V168L73 169H71V171L69 170V172H68V170H66V169H68V168H64L63 166H64ZM92 164V165H91ZM224 164V163H223ZM63 165V166H62ZM83 165H86L85 167L87 168L88 167V169H86L85 167H83ZM181 165V166H182ZM210 165V166H209ZM25 166H27V167H25ZM94 166V165H93ZM138 166V165H137ZM237 166V165H236ZM19 167V166H18ZM53 167L55 168V170L53 169ZM83 167V168H82ZM130 167H132V169H135V166L133 167V166H130ZM200 167V166H199ZM207 167L205 168V170L207 169ZM81 168V169H80ZM168 168L167 169H165V170H167V171H169L168 170ZM201 168V167H200ZM56 169H57V173H56ZM82 169H84V170H82ZM86 169V170H85ZM122 169V168H121ZM120 169V173H123L124 171L125 172H127L128 174H130L129 173V169H124V170H121ZM142 169H143V167H142ZM203 170H204V168H202ZM201 169V170H202ZM232 169V168H231ZM90 171L89 173L90 174H88V173H86V172H84V173H82L81 171ZM159 170V169H158ZM164 170V171H165ZM170 170V171H171ZM174 170V172H175V174H176V172H178V170L177 171H175ZM94 171V170H93ZM92 171V172H93ZM132 171V170H131ZM157 169H155V170H150V171H148L145 175H146V177H148L147 175H150V174H154V175H159V176H161L160 175V173H162V170H159V171H157ZM166 171V172H167ZM197 171H200V170H198V168H197ZM232 171H233V180H231V182L230 183H232V184H234V185H237V184H243V185H248L249 183H250V181L249 180H246L245 179V177H239V169L237 170V168L236 169H232ZM46 172V171H45ZM54 172H55V174H54ZM166 172H165V174H166ZM173 172V171H172ZM172 172H171V174H172ZM201 172H203V171H201ZM206 172V171H205ZM208 172V171H207ZM52 173V174H51ZM138 173V172H137ZM159 173V174H158ZM227 173V172H226ZM249 173V172H248ZM18 174H20V176L22 175L21 173H17L16 174V176L18 175ZM45 174H47V173H45ZM85 174V175H84ZM87 174V175H86ZM96 174V173H95ZM118 174H119V172H118ZM125 174V173H124ZM124 174H121V176L119 177V175H118V178L120 179V178H122L121 179V181H123V179H124V181H123V183L121 184V185H123V186H125L126 184H125V181H126V177L128 176H131V174H132V172H131V174L130 175H128L127 174V176L126 175H124ZM142 174V173H141ZM168 174V173H167ZM169 174H170V172H169ZM170 174V175H171ZM174 174V173H173ZM174 174V175H175ZM178 174H179V172H178ZM199 174V173H198ZM200 174H202V173H200ZM51 175V176H50ZM52 175H53V178L56 180V178H57V180H56V182L54 183V179H51V177H52ZM88 175H91V176H88ZM123 175V176H122ZM145 175H144V178H145ZM173 175V176H174ZM203 175V174H202ZM245 175V174H244ZM4 176H8V175H4ZM50 176V177H49ZM93 176H97V175H94V173H93ZM112 176H114V175H112ZM126 176V177H125ZM241 176V175H240ZM249 176H251V175H249ZM3 177V176H2ZM19 177V176H18ZM41 177V178H42ZM63 177H62V179H63ZM123 177H125V178H123ZM158 177V176H157ZM157 177H155L156 179H158ZM163 177V176H162ZM208 177V176H207ZM214 177V178H215ZM96 178V180L95 181H97V178H99L98 176L97 177H95ZM112 178V177H111ZM143 178V177H142ZM154 178V179H155ZM170 178H172V176L170 177ZM204 178H206V177H204ZM23 178H21V180H22ZM66 179V180H67ZM113 179H114V177H113ZM113 179H111V181H113V183H114V180ZM134 178L131 176L130 177V179H129V182H131V180H133ZM148 179V178H147ZM146 178H145V181L147 180ZM163 179L165 180V178L163 177ZM173 179V178H172ZM172 179H170V180H172ZM225 179V178H224ZM223 179V180H224ZM19 180V179H18ZM17 180V181H18ZM51 180V181H50ZM54 180V181H53ZM88 180H90L89 182H88ZM94 180V179H93ZM107 180V179H106ZM153 180V179H152ZM169 180V181H170ZM174 180V179H173ZM172 180V181H173ZM192 180V179H191ZM205 180H207V179H205ZM214 180V181H215ZM2 181V182H1ZM22 182V181H21ZM42 182V181H41ZM80 182V181H79ZM93 183H94V181H92ZM108 182V181H107ZM109 182H110V177H109ZM192 182V181H191ZM197 182V180H194L193 182H192V186L193 187H191V184H189V186L191 187V188H189V190L190 189H195V185L193 184V183H196ZM207 182V184H210V182L207 180L206 181ZM20 183V181L17 183V184H19ZM34 183V182H33ZM46 183V182H45ZM56 183L58 184V186L56 185ZM88 183H90L89 185H87ZM105 183H106V181H105ZM127 183V182H126ZM132 183V182H131ZM165 183H166V181H165ZM216 183V182H215ZM252 183V184H253ZM8 184V185H7ZM21 184V183H20ZM19 184V185H20ZM30 184L31 185H33V186H30ZM35 184V183H34ZM110 185L112 184V182H110L109 183ZM108 184V185H109ZM125 184V185H124ZM128 184V183H127ZM259 184V183H258ZM259 184V185H260ZM10 185V186H9ZM62 185V190L64 189V186H63V184H61ZM130 185V184H129ZM140 185H142V189H143V191H142V193L140 194V195H138L139 194V187L138 186H140ZM201 185V184H200ZM206 185V184H205ZM251 185V184H250ZM45 185H43V187H44ZM57 186V187H56ZM113 186H116L115 188H116V190H113V189H115V188H113ZM113 186H108V187H110L112 190H110V189H107V190H104V191H107V195H109V196H114V195H116V194H114V195H112L113 193H115L114 191H118V187H117V184H113ZM163 186L164 187H166L165 189L163 188ZM202 186V185H201ZM200 186V187H201ZM207 186V185H206ZM252 186V185H251ZM250 186V187H251ZM262 186H264V184L262 185ZM20 187V186H19ZM78 187H80V186H78ZM91 187H92V184H91ZM107 187V188H108ZM211 187V186H210ZM42 188V187H41ZM106 188V187H105ZM141 188V187H140ZM183 188H185V186H183ZM259 188V186L257 187V189ZM80 190H81V188H79ZM162 189H164V191L162 192ZM208 187H207V192H206V194H208ZM211 189V191L212 190H216V189H214L213 187H211L210 188ZM12 190V191H11ZM42 190H44V189H42ZM95 190V189H94ZM120 190V189H119ZM262 189H258L257 190V192H258V195H257V200L259 201V203H260V205H261V207H258V205L256 206H254V207H256V209H255V213H257V215L261 218V219H263L264 220V199H263V196H264V194L262 193V191H261ZM69 191V190H68ZM104 191H103V195H105L104 194ZM129 191H131V193H133L134 195L136 194V195H138L137 197L135 196V198L134 199H132L131 200V198H132V195H131V193L129 192ZM133 191V192H132ZM210 191V190H209ZM263 191H264V188H263ZM15 192V191H14ZM17 192V191H16ZM15 192V193H16ZM24 192H27L26 190L24 191ZM62 192H64V191H62ZM96 192V191H95ZM113 192V193H112ZM120 192V191H119ZM118 192V193H119ZM189 192V191H188ZM190 192H195V191H190ZM214 192V191H213ZM55 193H57V192H55ZM78 193V192H77ZM111 193V194H110ZM211 192H209V194H210ZM217 193V192H216ZM254 193H256V190H255V192ZM41 194H42V196L43 197H41ZM64 194L66 195V190H65V192H64ZM79 194V193H78ZM88 194V193H87ZM93 194H95V193H93ZM195 194V193H194ZM193 194V195H194ZM257 194V193H256ZM25 195V194H24ZM188 195H189V193H188ZM211 195V194H210ZM27 196V193H26V195L24 196V197H26ZM67 196V195H66ZM167 196V195H166ZM192 196V195H191ZM72 197V198H73ZM108 197V196H107ZM188 197H190V196H188ZM194 197H196V196H194ZM193 197V198H194ZM77 198H79V197H77ZM190 198H192V197H190ZM80 199V198H79ZM85 199V198H84ZM255 199H256V197H255ZM167 200V199H166ZM192 200V199H191ZM190 200V202H189V204H191V201ZM72 201H74V203L72 202ZM75 202H76V204H75ZM198 202V201H197ZM71 203V204H70ZM72 203H73V205H72ZM100 203V202H99ZM99 203H98V205H99ZM257 203V202H256ZM97 204V203H96ZM107 204V203H106ZM111 204H113V202L111 203ZM110 204V205H111ZM152 204H154V206H157V207H162V210H160L161 211V213H159L158 214V212H154V211H152L150 208L152 207V209H153V206H152ZM71 205V206H70ZM81 205V204H80ZM79 205V206H80ZM92 205H94V204H89V206L88 207H90V206H92ZM97 205V206H98ZM108 205V204H107ZM167 205V204H166ZM197 205H198V203H197ZM259 205V206H260ZM246 206V205H245ZM244 205L242 206L243 208L245 207ZM252 206V205H251ZM87 207V208H88ZM95 207V208H94ZM164 207H166V206H164ZM246 207H248V206H246ZM245 207V208H246ZM258 207V208H257ZM8 210H7V209ZM79 208V209H78ZM91 208V207H90ZM96 209L97 207L96 206H92V208L91 209H89V211L91 210L93 213L94 212H96V211H94V209ZM156 208V207H155ZM236 209H238L239 210V208H237V207H235ZM10 209V210H9ZM59 209V210H60ZM98 209V208H97ZM100 209V208H99ZM129 209H133L132 211L130 210V212H129ZM165 209V208H164ZM241 209V211L243 210L242 208H240ZM247 209V208H246ZM254 209V208H253ZM252 209V210H253ZM12 210H18V214H16V213H14V211H12ZM20 210V211H19ZM52 210H56L55 211V213L53 214L51 211ZM109 210V209H108ZM142 212H141V211ZM227 210H229L228 212H230V211H234L232 208H227ZM248 210V209H247ZM261 210V211H260ZM6 211H11V212H13L14 214H11V215H9V214H7L6 213ZM89 211H87V213L88 214H90L89 213ZM240 210L238 211V212H241ZM244 211H245V209H244ZM249 211H251L250 209L247 211V213H249ZM257 211V212H256ZM41 212H43V213H41ZM51 212V215H55L56 214V216L58 215V217H59V219H58V217H57V219L56 218H54V216H50L49 217V215L47 214V213H50ZM59 212H61V211H59ZM79 212V213H78ZM157 213V215H154V213ZM251 212H253V211H251ZM250 212V213H251ZM85 213V212H84ZM110 213V212H109ZM236 213V212H235ZM245 213V212H244ZM243 212H241V213H239V214H244ZM250 213L248 214L249 216H250ZM254 213V212H253ZM254 213V214H255ZM41 214H44L43 216L41 215ZM78 214V215H77ZM120 214H119V216H120ZM128 214V215H129ZM252 215L251 214V216L252 217H256V215ZM47 215V216H46ZM96 215V213H94V216ZM232 215H235V214H232ZM231 215V216H232ZM246 216V215H243L244 217L246 216V217H249V216ZM111 216V215H110ZM165 216V215H164ZM236 216V215H235ZM49 217V218H48ZM83 217H80V218H82L81 220H83ZM112 217H114V216H112ZM245 217V218H246ZM254 217V218H255ZM259 217H258V219H259ZM60 218L62 219H64V221H62V220H60ZM84 218V219H85ZM235 218V217H234ZM99 220H100V218H98ZM107 219V218H106ZM183 223L185 222V220L186 219H184V216H183ZM249 219V221H250V219H252V218H248ZM113 220V221H112ZM172 221H174L173 219H171ZM217 220H220V219H216L215 221H217ZM222 220H223V218H222ZM85 221V220H84ZM102 221H103V219H102ZM107 221V220H106ZM110 221V222H109ZM176 221V223H178L179 224V222H180V220H178V222H177V220H175ZM175 221H174V223L173 224H175ZM221 221V220H220ZM219 221V223H221V224H223V222H224V220L223 221H221L220 222ZM239 222H240V220H238ZM237 221V222H238ZM243 221H244V218H243ZM248 221V222H249ZM254 220H252V222H253ZM105 222V221H104ZM103 222V223H104ZM148 222V223H147ZM163 222H165V221H163ZM186 222H187V220H186ZM218 222V221H217ZM225 222H227V221H225ZM242 222V221H241ZM240 222V223H241ZM83 223V224H82ZM153 223L155 224V225H153ZM161 223V222H160ZM169 223H171V222H169ZM169 223H167V221H166V224H168L167 225V227H168V229H169V227L170 228H172L173 226H171ZM182 222H181V225H183V227H185L184 226V224H183ZM240 223L238 224V225H235V226H241L240 225ZM89 224H90V226H92V227H94L93 229H92V227L91 228H89L90 230H88V228H86V230H83V229H85V228H83V227H88L89 226ZM147 224H148V227H147ZM162 224V223H161ZM160 224V225H161ZM165 224V223H164ZM164 224H162V225H164ZM172 224V223H171ZM185 224H187V223H185ZM217 223H215V226H217L216 225ZM242 224V223H241ZM243 224H246V223H244L243 222ZM82 225H84V226H82ZM86 225H88V226H86ZM105 225V224H104ZM143 225V226H144ZM142 226V227H143ZM214 226V227H215ZM128 227L130 228V231L128 230ZM145 227V226H144ZM182 227V228H183ZM213 227V228H214ZM43 228H47V233H48V236H45V235H38L37 234V232H38V229H43ZM96 228L97 229H102L103 231H100V233H98V231H95L96 230ZM126 228H127V230L130 232V236L129 235H127V236H129V240H127L126 241V234H128L125 230H126ZM125 229V230H124ZM154 229V230H153ZM179 229V228H178ZM214 229H216L215 231H213V232H216V234L218 233V231L217 230H219V229H217V228H214ZM88 230V231H87ZM92 230L94 231V233H98L97 235H100V236H95L94 238H88V236L90 235H85V234H87V233H89L90 231L92 232ZM124 230V231H123ZM133 230V229H132ZM153 230V231H152ZM145 231V232H146ZM157 231V230H156ZM155 231V232H156ZM41 232V231H40ZM83 232H85V234L83 233ZM87 232V233H86ZM90 232V233H91ZM123 232H126V234H124ZM133 232H134V230H133ZM136 232V231H135ZM142 231H140V233H141ZM148 232V231H147ZM146 232V233H147ZM147 233L146 235H148V234H150L151 235V233ZM220 232V231H219ZM57 233H59L60 234V236H59V234L57 235L58 237H56L55 236V234H57ZM93 233V232H92ZM104 233V232H103ZM122 234V236H124V237H119L120 235ZM124 234V235H123ZM158 234V233H157ZM220 233H218L217 235H219ZM92 235V234H91ZM90 235V236H91ZM149 235V236H150ZM221 235H222V233H221ZM30 236H34V238L33 237H30ZM89 236V237H90ZM92 236H94V235H92ZM91 236V237H92ZM200 236V235H199ZM106 237V236H105ZM58 238V239H57ZM60 238V239H59ZM120 238V239H119ZM149 238V237H148ZM147 238V239H148ZM185 238H186V236H183L182 237V239L183 240H181V241H178L177 243V246L181 243V242H184L183 243V245L185 246V250H186V248L189 250V252H188V254L190 253V252H192L193 253V251L196 249L197 250V247H196V245L199 243V241L201 242V240H200V238L198 237V240H196L197 241V243H194V242H196V241H194L193 243L194 244H196L195 245V249L193 250L192 248H190L191 247V244H190V246H189V244L186 242L188 239H186V241H185ZM195 238V237H194ZM194 238H191L192 240L194 239ZM134 240V241H132V240ZM252 239V238H251ZM88 240H91L90 242L91 243H93L94 241H96V244H98V245H96V248H97V246H99V243H100V246H99V248H102L101 246L104 244V242H101L102 240L103 241H111L110 243L112 244V245H114V248H110L109 250H105V251H103L102 249H93V248H89V244H90V242L88 241ZM98 240V241H97ZM101 240V241H100ZM192 240H191V242H192ZM258 240H259V242H260V244L262 243V241L264 240V238H260V239H257V238H254L253 237V241L256 243V241L258 242ZM108 241V242H109ZM214 241H217L216 239L214 240ZM219 241V240H218ZM83 242V243H82ZM84 242L87 244L88 242V245H83L84 244ZM97 242H99V243H97ZM221 242H222V240H221ZM101 243H102V245H101ZM109 243V246H111V244ZM188 245H187V244ZM249 243V245H250V241L248 242ZM255 243H254V246L253 247H251V249L252 248H254L255 247ZM131 244V245H132ZM199 244H201V243H199ZM198 244V245H199ZM204 244H206V243H204ZM204 244H203V246H204ZM258 244V248H260L259 247V243H257ZM135 245V244H134ZM182 245V244H181ZM180 245V246H181ZM187 245V246H186ZM202 245V244H201ZM201 245H200V250H198L199 252H200V254L198 253V251H197V255L199 254V255H202L203 253H201V252H203L205 249H204V247L202 248L201 247ZM91 246V245H90ZM105 246L103 245V248H104ZM108 247V246H107ZM42 248H44V249H47L46 250V252L47 253H42V251H41V249ZM88 248H89V250H91V249H93V251H96L95 253L92 251L91 253L88 251ZM109 248V247H108ZM198 248V249H199ZM201 248H202V250H201ZM257 248V249H258ZM104 249H106V248H104ZM169 249H172V248H169ZM168 249V250H169ZM191 249H192V251H191ZM260 249H262L263 250V248H260ZM259 249V250H260ZM39 250H40V253H39ZM43 250V249H42ZM167 250V249H166ZM167 250V251H168ZM196 250L194 251V253L193 254H196ZM223 250V249H222ZM44 251V250H43ZM135 251V252H134ZM230 251V250H229ZM251 251H253V250H251ZM8 253L7 255L5 254V253ZM141 252V251H140ZM186 252V251H185ZM254 252H256V251H254ZM262 252V251H261ZM42 253V254H41ZM132 253V254H131ZM187 253V252H186ZM185 253V254H186ZM205 253V252H204ZM252 253V255H253V252H251ZM262 253H264V251L262 252ZM142 254V252L140 253V255ZM191 254V253H190ZM224 254V253H223ZM232 254V253H231ZM236 254V253H235ZM144 254H142L141 256H143ZM187 255V254H186ZM247 255H249V253L247 254ZM261 255H263V254H261ZM133 256V257H132ZM134 256H136V257H134ZM203 256H204V254H203ZM203 256H201L202 257V259H199V257H198V259H196V260H198V262H199V260H203L204 262H206L207 260H205V258H203ZM235 256V255H234ZM255 256V255H254ZM131 257L133 258V259H131ZM194 257H195V255H194ZM196 257V258H197ZM200 257V258H201ZM217 257V259H216V261H215V259H212V258H214V257H210L211 258V260H214V264H216L217 262L218 263H220V264H222V261L223 260H218V259H222V257L220 256H216ZM219 257V258H218ZM226 257V256H225ZM229 257V256H228ZM239 257V256H238ZM264 257V256H263ZM134 258H136V259H134ZM157 258H159V256L157 257ZM234 258V257H233ZM235 258H236V256H235ZM234 258V259H235ZM239 258H241V257H239ZM239 258H237V260L235 261V262H237V261H240V260H238ZM249 258V257H248ZM105 260V261H103V260ZM207 259V258H206ZM223 259H224V256H223ZM230 259V263L232 262L231 260V257L229 258ZM245 259H246V257H245ZM251 259V258H250ZM254 259H255V257H254ZM144 260V259H143ZM159 260L161 261V259L159 258ZM227 260V259H226ZM242 260H243V258H242ZM242 260H241V262L240 263H238V264H241V263H243L244 264V262H242ZM86 261H87V263H86ZM107 261H110V263H107ZM160 261H158V264H159V262ZM203 261H201V262H203ZM234 261V260H233ZM149 262H154V261H149ZM200 262V263H201ZM201 263V264H205V263ZM251 262V261H250ZM58 263V262H57ZM160 263H162V262H160ZM199 263V264H200ZM151 264V263H150ZM154 264H155V262H154ZM156 264H157V262H156ZM235 264V263H234ZM246 264V263H245ZM249 264V263H248Z\"/></svg>",
	"mask_w": 264,
	"mask_h": 264
}]
</instances>
